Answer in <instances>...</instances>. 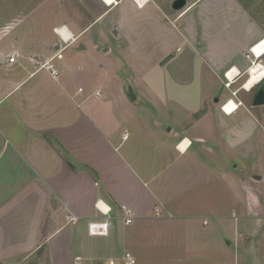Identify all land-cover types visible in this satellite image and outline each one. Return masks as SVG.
Here are the masks:
<instances>
[{
	"label": "crops",
	"instance_id": "obj_1",
	"mask_svg": "<svg viewBox=\"0 0 264 264\" xmlns=\"http://www.w3.org/2000/svg\"><path fill=\"white\" fill-rule=\"evenodd\" d=\"M96 8L57 21L52 35L0 29L1 264H125L126 252L136 264H262L246 251L264 221L252 215L264 212V174L245 162L264 81L249 90L239 76L227 86L225 72L248 66L263 26L243 0H187L177 13L157 0H101ZM163 28L168 34L156 38ZM152 40L164 47L157 61ZM144 42L149 52H136L132 67L179 109H156L159 117L140 123L148 109L110 103L116 89L127 100L115 82L117 55ZM60 44L55 78L42 65ZM255 51L264 53V42ZM228 99L242 103L228 112ZM122 205L134 211L131 224ZM96 221L107 233H90Z\"/></svg>",
	"mask_w": 264,
	"mask_h": 264
},
{
	"label": "rangeland",
	"instance_id": "obj_2",
	"mask_svg": "<svg viewBox=\"0 0 264 264\" xmlns=\"http://www.w3.org/2000/svg\"><path fill=\"white\" fill-rule=\"evenodd\" d=\"M101 0H0V29L7 25H11L8 33H18L20 31H34L41 30L46 35H52V27L57 21L67 17H86L97 14V8L100 6ZM109 3L113 0H107ZM160 4L166 5L172 13H177L171 7L173 0H157ZM190 2V0H188ZM245 7L249 10L251 15L263 26L264 31V0H243ZM189 4V3H188ZM62 27H64L62 25ZM94 31V30H93ZM161 32V33H160ZM168 34L166 29L158 31L155 34L157 37H164ZM146 41V40H145ZM65 44V43H64ZM143 44V45H142ZM141 48L137 51L127 47L125 44L122 50V58L118 54L116 61L118 66V80L115 82H121L124 87V92L127 95V100L122 99L118 89L113 93L110 106L112 109H148L140 110V123H147L152 121L153 114L159 117L158 110L156 109H179L176 99H171L166 90L161 87L160 94L158 95L152 87H149V81L147 79H141L138 76L136 69L132 67V56L137 53L140 55L147 54L148 43H141ZM152 52L158 57H155L157 61L162 57L164 50L163 44L151 41ZM151 50V49H150ZM151 52V51H150ZM160 53V54H159ZM160 56V57H159ZM141 58V57H139ZM153 60V56L150 58H142V60ZM136 61V60H135ZM141 61V60H140ZM249 65V61L247 62ZM147 67V66H146ZM146 67H139L141 73L146 72ZM111 72V71H110ZM246 79V75H243ZM130 89L137 96L136 99L131 98ZM218 96H215L213 101L217 102ZM253 115L258 120V126L254 131V142L252 157L245 162V166L253 173L264 174V105L263 109H252ZM166 114V112H165ZM161 117V122L165 121ZM260 126V127H259ZM235 164L243 165L239 160H235ZM254 217H262L264 220L263 210L260 213H253ZM258 227L257 233L254 234L248 243V249L246 253L250 255L249 262H252L253 258L263 257L264 264V221ZM245 253V252H244ZM256 260V259H254ZM3 259H0V264L3 263Z\"/></svg>",
	"mask_w": 264,
	"mask_h": 264
},
{
	"label": "built area",
	"instance_id": "obj_3",
	"mask_svg": "<svg viewBox=\"0 0 264 264\" xmlns=\"http://www.w3.org/2000/svg\"><path fill=\"white\" fill-rule=\"evenodd\" d=\"M150 0H135V2L139 5V6H143L145 5L147 2H149ZM106 2V1H105ZM60 33V31H58ZM61 34V33H60ZM264 41V39L262 38L261 40H259L257 43H255L249 50V52L246 53V59L250 62L249 65L243 70H239L236 67H231L229 70H227L225 72V78L228 79V81L226 82L227 86H230L232 81L239 77V76H243L246 75V81L247 79L250 77L251 75V69L254 65H258L260 69H262L261 72H259L257 74V77L254 81V84L252 85L251 88H253L255 85L261 83L262 81H264V53L257 55L254 51L255 46L258 44H262ZM65 49V45L60 44L59 45V49L57 50V52L49 59L47 60L45 63H43V67L46 68L50 74L57 78L60 74V70L59 67L57 65V63L55 62L56 59L61 60L63 57V50ZM16 61V56L15 54H11L9 57V62L14 63ZM237 69V70H235ZM232 73L231 76H229V74ZM246 85V82L242 84V86L244 87ZM250 90V89H249ZM234 95L237 94V91L233 92ZM233 100L232 99H228L222 106V108L225 110L226 105H228L229 103H231ZM242 102H239L236 104L235 109L238 108L239 104ZM234 109V110H235ZM101 201H98L97 204H100ZM122 210H123V219L124 222L126 224H131L134 221V211L133 209H131L130 207L126 206V205H122ZM110 211V208L107 207L106 212L108 213ZM106 213V214H107ZM67 221L69 223L72 224H77L80 221V216L77 214H74L72 212H69L67 214ZM89 231L90 233H107L108 228H107V223L106 222H92L89 224ZM123 260L125 264H136V259L133 257V255L130 252H126L123 255ZM74 264H83L82 263V259L81 257H76ZM97 264H118L114 259H108V260H104V261H98Z\"/></svg>",
	"mask_w": 264,
	"mask_h": 264
},
{
	"label": "bare ground",
	"instance_id": "obj_4",
	"mask_svg": "<svg viewBox=\"0 0 264 264\" xmlns=\"http://www.w3.org/2000/svg\"><path fill=\"white\" fill-rule=\"evenodd\" d=\"M113 1H115V0H113ZM59 30L61 31V33L64 35L65 38H68V36L70 35V32H69V30H68L67 27H62ZM256 46H263V43L262 44H258ZM254 51H255V49H254ZM255 53H256V51H255ZM256 54L258 55V53H256ZM261 71H262V69H260L258 65H254L252 67V69H251V75L247 79V82H246V85H245L248 89H250L252 87V85L254 84V81H255V79L257 77V74L259 72H261ZM235 107H236V104L232 101L231 103H229L228 105H226L225 109L228 112H232L235 109ZM103 207L106 208L104 206V204H103Z\"/></svg>",
	"mask_w": 264,
	"mask_h": 264
},
{
	"label": "water",
	"instance_id": "obj_5",
	"mask_svg": "<svg viewBox=\"0 0 264 264\" xmlns=\"http://www.w3.org/2000/svg\"><path fill=\"white\" fill-rule=\"evenodd\" d=\"M187 5V0H173L171 7L175 11H181ZM131 98L135 99L136 96L133 93L132 89H130ZM218 100V99H217ZM255 105H264V85L257 91L254 99Z\"/></svg>",
	"mask_w": 264,
	"mask_h": 264
}]
</instances>
